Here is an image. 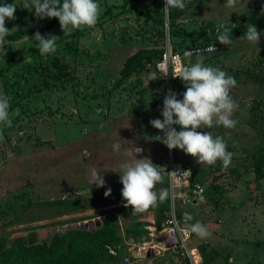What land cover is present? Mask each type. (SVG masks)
<instances>
[{
    "label": "rangeland",
    "instance_id": "374dc122",
    "mask_svg": "<svg viewBox=\"0 0 264 264\" xmlns=\"http://www.w3.org/2000/svg\"><path fill=\"white\" fill-rule=\"evenodd\" d=\"M124 1L96 0L99 23L93 28L64 35L59 24L49 33L59 38L57 50L46 57L39 54L35 34L18 42L7 39L0 51V93L9 97L12 120L11 127L0 125L5 131L0 140V239L5 247L18 238L37 245L70 230L94 232L106 219L103 209L92 208L113 203L105 201L110 197L122 199V164L151 160L162 176L154 188L158 193L168 189L163 170L173 156L190 167L196 184L206 189L203 199L184 209L211 233L205 239L196 235L191 244L201 252L202 262L196 252L200 264H264V245L247 242L264 240V180L256 178L254 159L264 147V31L259 44L237 39L223 52L203 58L205 65L219 67L237 82L230 92L238 104L231 117L237 121L235 128L214 124L197 130L224 138L226 150L233 153L227 169L219 160L200 166L180 149L169 150L154 139L164 134L149 122L163 119L169 92L153 67L158 58H144L155 51L163 55L169 46L218 42V23H241L253 10L264 12V0H237L233 8H225V0H187L184 10L173 9L178 14L176 38L171 36L170 12L162 10L164 0L133 2L107 14ZM12 4L25 15L13 26L16 29L37 28L53 19H38L24 9V0ZM139 56L147 63L145 69L124 75L127 61ZM173 88L182 100L184 83ZM116 143L121 145L118 151L112 148ZM136 148L142 152L136 153ZM93 169L103 176L104 187L92 185ZM108 188L111 195L105 197ZM64 197L86 209L63 208L55 215L58 208L48 203ZM118 207L108 212L122 238L139 237V231L146 234L159 219L157 205L135 215L131 207ZM124 255L122 249L118 258L99 264H121ZM190 262L166 253L149 264Z\"/></svg>",
    "mask_w": 264,
    "mask_h": 264
},
{
    "label": "clouds",
    "instance_id": "9594fccd",
    "mask_svg": "<svg viewBox=\"0 0 264 264\" xmlns=\"http://www.w3.org/2000/svg\"><path fill=\"white\" fill-rule=\"evenodd\" d=\"M237 0H225V8L235 7ZM24 9L34 12L35 16L43 20L45 18H56L59 21L61 31L64 35H70L74 30H81L83 27L93 28L98 21L99 5L96 0H24ZM187 7V0H164L163 11L165 14L172 9L184 10ZM16 5L6 3L0 5V51L4 52V46L8 43L7 37L15 27L9 30L5 26L6 19H15ZM237 24L227 26L221 22L217 24V41L221 45L232 44L230 33ZM246 32L240 39H246L250 44H259L261 33L254 24L245 25ZM37 43L36 47L42 57L55 53L57 50L56 41L59 39L48 34L41 36L35 33L33 38ZM209 50H215L212 45ZM179 78L185 85L186 91L183 99L177 98L175 92L169 91L163 101L161 115L163 119H154L149 123L161 132L163 137L156 136L154 139L162 142L169 150L180 149L193 157L197 164L214 165L219 160L224 169H227L232 161L233 153L227 151V145L221 136L213 137L211 132L197 131L202 126L212 128L213 125L223 126L225 129H233L237 121L232 119L233 112L238 104L230 95L231 90L236 87V80L219 67L207 66L203 58L198 57L196 62L182 68ZM10 102L6 94L0 93V125L11 127L12 120L9 114ZM174 126H179L177 131ZM0 140L3 134L0 132ZM114 151L121 148L119 143L113 144ZM142 149L136 148V153ZM120 183L123 185L121 196L124 207H131L132 214L144 213L150 207L157 205L158 200L164 201L169 196L167 189H161L158 193L154 191L157 183L162 182L159 167L153 165L151 160L135 159V163H124L121 165ZM100 172L93 169L91 172V183L98 188L105 186V180ZM172 174H175L173 172ZM105 197L111 195L108 188L104 193ZM193 217L184 213V221L187 224ZM191 233L199 238H208L211 233L207 227L197 221L187 224Z\"/></svg>",
    "mask_w": 264,
    "mask_h": 264
},
{
    "label": "trees",
    "instance_id": "16d2710c",
    "mask_svg": "<svg viewBox=\"0 0 264 264\" xmlns=\"http://www.w3.org/2000/svg\"><path fill=\"white\" fill-rule=\"evenodd\" d=\"M145 0H125L123 5L120 6H111L107 14L114 8L126 9L133 2L141 3ZM14 0H0V5L6 3H13ZM24 13L21 11H15V19L7 20L5 22V26L10 29L13 26H16L20 20L24 18ZM178 17V14L173 11H170V27H171V36L172 38H176L178 36L177 29L175 26V19ZM99 23V18L97 24ZM160 25L163 24V21H159ZM232 24H237L238 27L232 30L230 33L232 37V42L240 39L246 32L245 25L246 24H254L257 27V30L262 34L264 31V12L259 10H253L249 15H247L243 22L241 23H225L227 26H231ZM96 24V25H97ZM59 25V21L56 18L50 20L47 24L37 27V28H23L19 27L17 31H13L7 37V39L11 42H18L25 37H29L39 32L41 35H47L52 30H54ZM219 43V42H215ZM210 43H196V45L185 46L183 48L174 49L175 51H182L189 47L203 46L208 45ZM219 54V53H217ZM216 55V54H214ZM162 54L160 51H155L147 54L144 58H148L149 62H152L155 58L160 59ZM143 59L139 57L132 58L127 61L124 75H131L134 72H139L140 70H144L146 64L142 62ZM195 59L193 60V62ZM181 81L180 79L175 83ZM174 92V88L172 90ZM176 93V92H175ZM177 94V93H176ZM178 96V94H177ZM176 127V126H174ZM0 132L2 134L5 133L4 129L0 128ZM255 159V175L257 180L264 179V147L259 149ZM191 185H196L194 181V175L191 179ZM167 187L169 189V181L167 179ZM167 189V190H168ZM168 198L164 201H159L157 204V210L159 214V219H157V224L160 225L167 218L170 207H171V199H170V191ZM118 198L110 197L105 199L106 202L116 203ZM48 205L57 207V212L55 215L62 214L61 211L63 208L71 209L73 211L84 209L85 205L83 203L77 202L75 199L64 198L58 200H52L48 203ZM180 215L184 214L182 210L179 211ZM112 214L107 216L106 221L94 232L84 231V230H70L62 234H56L50 242L44 241L41 244L30 245L26 239L18 238L14 239L13 242L6 246V242L0 239V264H99L103 261L108 260L109 258H118V256H114L110 253V249H118L119 247L124 246V237H120L118 234V223L114 217H111ZM136 233L139 229H134ZM134 232H129L128 234H132ZM143 232L139 231V237H135L136 235L126 236L127 239H135L139 241L143 236Z\"/></svg>",
    "mask_w": 264,
    "mask_h": 264
},
{
    "label": "built area",
    "instance_id": "2783aa9c",
    "mask_svg": "<svg viewBox=\"0 0 264 264\" xmlns=\"http://www.w3.org/2000/svg\"><path fill=\"white\" fill-rule=\"evenodd\" d=\"M215 45V50H209ZM229 46L219 43H210L208 45L189 47L182 51H175L172 46L165 49L162 57L153 64L165 89L172 92L174 84L179 78L182 68L190 66L194 59L198 57H209L221 53ZM175 172V174H172ZM164 175L169 181V191L171 207L165 221L158 225L152 223L147 227L148 232L144 234L139 241L131 243V239L124 238V246L118 249H110L114 256L121 254V250L129 247L126 254L121 258V264H133L135 259L141 257H163L165 252H172L178 255L182 261H191L192 264H200V261L194 255L196 251L201 259V252L192 247L196 234L191 233L187 224H193V221H184V208L189 205L197 204L206 194V189L200 184L191 185V179L194 175L192 169L188 166L177 163L173 160L167 168L163 170ZM159 233V234H158Z\"/></svg>",
    "mask_w": 264,
    "mask_h": 264
},
{
    "label": "crops",
    "instance_id": "0c3cea01",
    "mask_svg": "<svg viewBox=\"0 0 264 264\" xmlns=\"http://www.w3.org/2000/svg\"><path fill=\"white\" fill-rule=\"evenodd\" d=\"M264 180V179H263ZM260 181H262V180H260ZM262 184H264V183H262ZM264 186V185H263ZM64 198H68V197H64ZM123 201H122V199L121 198H118V200H117V202L116 203H110V204H106V205H108V206H106L105 204V206H103V205H100V206H95V207H93L92 208V212H99V210L100 209H103L104 211L102 212V214H101V216L102 217H105V219L107 218V216H109V210H112V209H110L111 207L112 208H120V207H118V206H124V203H122ZM109 206H111V207H109ZM109 208V209H108ZM186 208V207H185ZM184 208V209H185ZM86 209V208H85ZM82 211H85V210H82ZM59 216V215H58ZM97 217H100V216H97ZM191 221H193L194 223H196L195 222V220H194V218L191 220ZM152 225V224H151ZM151 225H149V226H151ZM124 238H125V235H124ZM247 242L248 243H252V244H254V243H256V245H260L261 244V246H263L264 245V240H260V239H258V240H253V239H250V238H247ZM128 249H129V247L126 245V247L124 248V250H123V252H124V254H126V251H128ZM166 253H170V254H172V255H174L172 252H165L164 253V256L166 255ZM163 256V257H164ZM159 258H162V257H155V258H152V257H141V258H139V259H135L134 260V263L133 264H149V262L151 261V262H153V261H155V260H159ZM200 261L202 262V255H201V259H200Z\"/></svg>",
    "mask_w": 264,
    "mask_h": 264
},
{
    "label": "water",
    "instance_id": "95a60500",
    "mask_svg": "<svg viewBox=\"0 0 264 264\" xmlns=\"http://www.w3.org/2000/svg\"><path fill=\"white\" fill-rule=\"evenodd\" d=\"M131 243H135V240L134 239H131Z\"/></svg>",
    "mask_w": 264,
    "mask_h": 264
},
{
    "label": "bare ground",
    "instance_id": "6f19581e",
    "mask_svg": "<svg viewBox=\"0 0 264 264\" xmlns=\"http://www.w3.org/2000/svg\"><path fill=\"white\" fill-rule=\"evenodd\" d=\"M194 255H195V257L197 258V256H196V251L194 252Z\"/></svg>",
    "mask_w": 264,
    "mask_h": 264
}]
</instances>
